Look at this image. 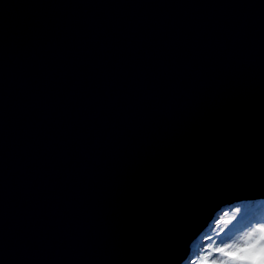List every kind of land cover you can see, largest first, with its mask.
Returning a JSON list of instances; mask_svg holds the SVG:
<instances>
[{"label":"water","instance_id":"water-1","mask_svg":"<svg viewBox=\"0 0 264 264\" xmlns=\"http://www.w3.org/2000/svg\"><path fill=\"white\" fill-rule=\"evenodd\" d=\"M264 198V0H0V264H183Z\"/></svg>","mask_w":264,"mask_h":264},{"label":"rangeland","instance_id":"rangeland-1","mask_svg":"<svg viewBox=\"0 0 264 264\" xmlns=\"http://www.w3.org/2000/svg\"><path fill=\"white\" fill-rule=\"evenodd\" d=\"M264 198H259L256 201ZM255 201V202H256ZM237 203H230L226 207H222L217 213L214 220L211 221L209 226L199 234L194 241L195 246L192 247L194 253L187 260V264H198L201 259L223 261L229 259L226 256L227 251H233L235 248L249 239V232L259 224H264V219L243 221L248 211L244 207L240 212L233 211ZM230 206V208H229ZM232 208V209H231ZM250 219V218H249ZM259 237V230L255 233ZM227 245V248H224ZM216 249H223L216 252ZM209 253L207 257L203 254Z\"/></svg>","mask_w":264,"mask_h":264},{"label":"snow or ice","instance_id":"snow-or-ice-1","mask_svg":"<svg viewBox=\"0 0 264 264\" xmlns=\"http://www.w3.org/2000/svg\"><path fill=\"white\" fill-rule=\"evenodd\" d=\"M239 211V209H237ZM259 230V237L255 233ZM247 242L237 246L233 251H227L226 256L229 258L223 261L201 259L198 264H264V224H259L252 228L248 234ZM224 245V248H227ZM223 249H216L219 252ZM205 257L209 253L203 254Z\"/></svg>","mask_w":264,"mask_h":264},{"label":"trees","instance_id":"trees-1","mask_svg":"<svg viewBox=\"0 0 264 264\" xmlns=\"http://www.w3.org/2000/svg\"><path fill=\"white\" fill-rule=\"evenodd\" d=\"M255 200H241L240 202L237 203V205L235 206V208L233 209V211L230 210L231 212H240L243 210L244 207H248L246 208V211H248V214L246 215V217L242 220L243 221H248V220H260L261 218L264 219V199L259 200L258 202ZM256 201V202H255ZM230 208V206H229ZM232 209V208H231ZM237 209H239V211H237ZM250 218V219H249ZM196 243L194 242L192 244V246H195ZM194 252L191 251L189 256L187 257L186 261L183 264H187V260L189 259V257L193 254Z\"/></svg>","mask_w":264,"mask_h":264}]
</instances>
